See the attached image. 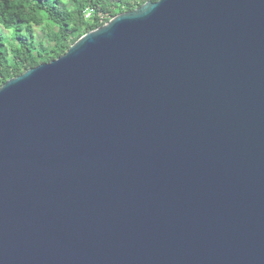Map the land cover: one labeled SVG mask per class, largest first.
Listing matches in <instances>:
<instances>
[{"label": "water", "instance_id": "1", "mask_svg": "<svg viewBox=\"0 0 264 264\" xmlns=\"http://www.w3.org/2000/svg\"><path fill=\"white\" fill-rule=\"evenodd\" d=\"M0 264H264V0H157L0 86Z\"/></svg>", "mask_w": 264, "mask_h": 264}, {"label": "trees", "instance_id": "2", "mask_svg": "<svg viewBox=\"0 0 264 264\" xmlns=\"http://www.w3.org/2000/svg\"><path fill=\"white\" fill-rule=\"evenodd\" d=\"M147 1L157 0H0V86Z\"/></svg>", "mask_w": 264, "mask_h": 264}, {"label": "rangeland", "instance_id": "3", "mask_svg": "<svg viewBox=\"0 0 264 264\" xmlns=\"http://www.w3.org/2000/svg\"><path fill=\"white\" fill-rule=\"evenodd\" d=\"M39 29L38 28H36V31H38Z\"/></svg>", "mask_w": 264, "mask_h": 264}]
</instances>
